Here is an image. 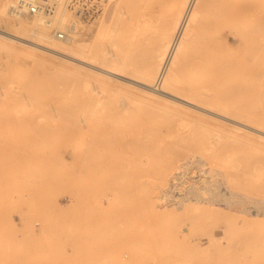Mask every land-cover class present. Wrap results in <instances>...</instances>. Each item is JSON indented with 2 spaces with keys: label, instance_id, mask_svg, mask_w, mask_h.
<instances>
[{
  "label": "rangeland",
  "instance_id": "obj_1",
  "mask_svg": "<svg viewBox=\"0 0 264 264\" xmlns=\"http://www.w3.org/2000/svg\"><path fill=\"white\" fill-rule=\"evenodd\" d=\"M50 1L128 68L0 0V264H264V0Z\"/></svg>",
  "mask_w": 264,
  "mask_h": 264
},
{
  "label": "bare ground",
  "instance_id": "obj_2",
  "mask_svg": "<svg viewBox=\"0 0 264 264\" xmlns=\"http://www.w3.org/2000/svg\"><path fill=\"white\" fill-rule=\"evenodd\" d=\"M18 0H8V3L6 5H4V9H6L8 6H11L14 8V11L15 12H19L21 13L23 11V9H21L19 6H18ZM48 0H42V5L44 7V9H41L39 12H36V13H33L31 15H37L36 18H34V20H32L30 26H23V25H18V27L23 31H30L31 33H33L34 35V40H32V43L36 44V48L40 51H43L47 54H50V55H53L55 57H60L61 59H67L70 60L69 58H74V59H78V60H82V61H86L88 63H91L93 65H95L94 63L90 62V60H88L87 58H89L87 55L88 54H93V55H96L97 58L103 62L105 65L107 66H110L111 68H114V69H117V70H120V69H123V68H128L127 66V63L123 62V60L119 59V57H117V55H113V56H107L105 55L106 54V51H105V54L103 51H101L100 49H96L95 51L93 52H90L89 50V46L88 44L86 43H80V42H77L75 41L73 38L70 39V33L73 32V28L69 27L68 28V33L64 35V37H58L57 35V32H62L60 30H57L54 31L53 35L51 36H45L44 34L40 33V32H36L34 31L31 27L36 25L37 23H44L43 20L45 19L44 15L46 13H52V9H54V6H50V7H45V6H49V2ZM47 9V10H46ZM3 10L0 9V13L2 12ZM27 14V13H26ZM48 16V15H47ZM1 20V19H0ZM26 20V19H25ZM24 21V20H23ZM31 21V20H30ZM27 22V21H26ZM57 28V27H56ZM8 30V29H7ZM108 32H111V30H113V28L111 26L108 27ZM7 32V31H6ZM64 33V32H63ZM14 36L17 35V34H13ZM2 36V35H1ZM6 37V36H4ZM56 37L57 40H54ZM14 39V38H13ZM13 39H10L11 41H13ZM63 39H66L67 41H69L68 43L67 42H64ZM16 40V39H15ZM30 40V39H29ZM19 41V40H18ZM17 41V42H18ZM14 43V42H13ZM24 43V42H23ZM29 45V44H28ZM112 45V48L116 49L118 48L116 42H112L111 43ZM1 48H5L4 46L1 47ZM112 49H110L111 51ZM107 53H109V51H107ZM73 63H76V62H73ZM78 63V62H77ZM79 65V64H78ZM99 66V65H98ZM101 66V65H100ZM99 66V67H100ZM86 67V66H85ZM102 69H105L102 68ZM107 71H110V72H114V71H111L110 69H106ZM96 71V70H95ZM116 78V77H115ZM127 78V77H126ZM114 79V78H113ZM130 79V78H129ZM131 80V79H130ZM95 82V81H94ZM137 82V81H136ZM139 82V81H138ZM94 85V84H93ZM151 87V86H150ZM103 85L102 84H96L92 90L94 91H99V90H103ZM9 89V87H8ZM5 90V91H4ZM3 91L6 92L7 90L5 89V87L3 88L2 86L0 87V102L2 103L1 101V95L3 96ZM4 106V105H2ZM1 107V106H0ZM13 110V109H12ZM15 115V114H14ZM14 118V117H13ZM1 124V123H0ZM2 129V128H0ZM13 132V131H12ZM3 136V135H2ZM5 138V137H4ZM4 142V141H3ZM6 143V142H4ZM2 144V143H0ZM3 145V144H2ZM7 145V144H6ZM4 146V145H3ZM205 184V183H204ZM202 187V186H201ZM192 189V188H191ZM212 190V189H211Z\"/></svg>",
  "mask_w": 264,
  "mask_h": 264
},
{
  "label": "built area",
  "instance_id": "obj_3",
  "mask_svg": "<svg viewBox=\"0 0 264 264\" xmlns=\"http://www.w3.org/2000/svg\"><path fill=\"white\" fill-rule=\"evenodd\" d=\"M104 2L105 0H67V6H69L73 10L74 15L83 22L92 19L95 15H97ZM17 3L18 6L23 9V12L27 14H33L39 12L41 9H44L42 0H18ZM53 3L54 2L51 3V1L49 0V6L45 7L53 6ZM69 25L71 26V28L77 29L75 21H71ZM57 35L58 37L62 38L64 37L65 32H57ZM165 192H167L166 194H168L169 196L171 193H173L171 189H167Z\"/></svg>",
  "mask_w": 264,
  "mask_h": 264
}]
</instances>
